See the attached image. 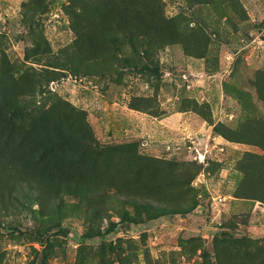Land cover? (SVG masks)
<instances>
[{
	"label": "rangeland",
	"instance_id": "1",
	"mask_svg": "<svg viewBox=\"0 0 264 264\" xmlns=\"http://www.w3.org/2000/svg\"><path fill=\"white\" fill-rule=\"evenodd\" d=\"M27 1L0 0V86L1 76L57 70L25 101L35 115L54 103L76 108L90 139L57 150V165L104 167L107 177L62 199L63 229L47 243L29 232L55 222L40 203L20 190L0 200V264H107L109 240L114 264H264V0H141L163 23L152 47L159 75L124 61L109 69V58L83 72L46 65L75 39L68 0H40L43 11ZM127 194L190 210L83 241L89 227L119 219ZM220 230L231 238L214 241Z\"/></svg>",
	"mask_w": 264,
	"mask_h": 264
},
{
	"label": "trees",
	"instance_id": "2",
	"mask_svg": "<svg viewBox=\"0 0 264 264\" xmlns=\"http://www.w3.org/2000/svg\"><path fill=\"white\" fill-rule=\"evenodd\" d=\"M24 5L31 6L34 10H45V5L40 0H28ZM65 11L69 15L75 39L60 50V56L56 55L46 65L59 68L58 70L83 72L82 69L89 71L91 62L109 58V69L115 63L124 61V67H133L140 70V73L147 69L148 72L159 75L152 47L153 44L155 47L160 45V27L163 23L158 22L154 16L158 13L154 8L149 10L141 0H68ZM163 31L161 30L162 33ZM169 32L174 33L171 30ZM45 44L49 46L46 42ZM123 46H128L131 53L119 58ZM43 51L51 53L46 48ZM55 71L57 70L49 72L54 76ZM53 76L42 75L35 70L26 71L17 78L6 76L3 79L1 76L0 86V200L3 202L17 198L15 192L20 190L22 196L40 203L45 208L46 215L55 218V222L43 231L29 230L42 243L48 242V232L63 229L59 219L63 210L62 199L76 192L85 193L91 187L92 190L98 186L103 187L107 177L104 167L95 174H90L89 169L88 173L83 174V167L64 170L57 165L60 153L57 150L62 152L73 142L78 143V146L81 143L87 145V138L90 139V136L85 120L68 103H54L35 115V110L32 111L31 105L25 101L26 96L41 90L43 81H49ZM82 137L87 138L81 140ZM103 162L104 165L109 163L107 159ZM125 163L123 160L117 165L111 163V166L116 165L115 168L122 169ZM89 180H92V186L88 184ZM22 185L29 188L28 193L19 188ZM119 200L120 209L116 210L119 219L110 220L103 231L89 227L83 234V241L104 238L115 231L117 226H153L190 210L185 206L163 205L160 201L138 194H127ZM95 219L94 216L89 221L95 222ZM231 236L230 232L220 230L215 233L214 241H223ZM119 242L121 243L120 240ZM101 249L108 257L107 264L120 262L119 253L117 259L112 256L117 253L112 240L102 244Z\"/></svg>",
	"mask_w": 264,
	"mask_h": 264
},
{
	"label": "built area",
	"instance_id": "3",
	"mask_svg": "<svg viewBox=\"0 0 264 264\" xmlns=\"http://www.w3.org/2000/svg\"><path fill=\"white\" fill-rule=\"evenodd\" d=\"M187 138L189 139V141H191V138H192V137H187Z\"/></svg>",
	"mask_w": 264,
	"mask_h": 264
}]
</instances>
